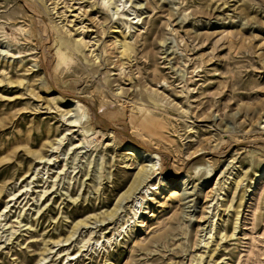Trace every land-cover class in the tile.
Masks as SVG:
<instances>
[{
  "label": "rangeland",
  "instance_id": "1",
  "mask_svg": "<svg viewBox=\"0 0 264 264\" xmlns=\"http://www.w3.org/2000/svg\"><path fill=\"white\" fill-rule=\"evenodd\" d=\"M0 264H264V0H0Z\"/></svg>",
  "mask_w": 264,
  "mask_h": 264
},
{
  "label": "bare ground",
  "instance_id": "2",
  "mask_svg": "<svg viewBox=\"0 0 264 264\" xmlns=\"http://www.w3.org/2000/svg\"><path fill=\"white\" fill-rule=\"evenodd\" d=\"M79 42H80V40H79ZM84 45V44H83ZM85 46V45H84ZM125 51V50H124ZM123 51V52H124ZM79 104V103H78ZM77 106H79V105H77L76 104V106L75 107H77ZM140 120H143L144 122H145V124L147 125V127L149 128L150 126V123H151V117L150 116H148L147 114H145V113H142V116L140 117V118H138V120L137 121H140ZM139 123V122H138ZM141 123V122H140ZM132 151V150H131ZM136 160V159H135ZM139 160V159H138ZM162 162V161H161ZM139 164H140V169H139V171L135 174V176H134V178L132 179V182H131V184H130V186H129V188H128V190H126V192H124V194H122L121 196H120V200H123V199H126V198H129L131 195H133L134 193H136L141 187H143L144 188V186H142L143 185V183H144V180H145V178L147 177V175H148V173L150 172V171H156V170H154L155 169V167H154V165L153 166H151V169L149 170V171H147V169H146V167H144L143 165H142V163H141V161L139 160ZM166 167V166H165ZM151 174H153V173H151ZM160 183V182H159ZM156 187V186H155ZM155 187H154V185H152V188L153 189H151V191L152 190H155ZM148 190H150V188L148 189L147 188V191ZM157 190V189H156ZM171 192V191H170ZM172 194H175V193H173L172 192ZM132 197V196H131ZM117 210V209H116ZM134 210V209H133ZM140 210V209H139ZM112 213V212H111ZM114 214V213H113ZM138 215V213H134L133 214V216L134 217H136Z\"/></svg>",
  "mask_w": 264,
  "mask_h": 264
}]
</instances>
